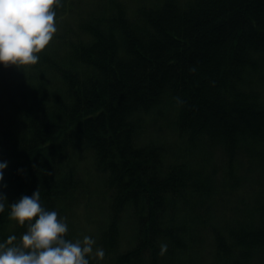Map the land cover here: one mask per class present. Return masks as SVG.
<instances>
[{"label": "trees", "instance_id": "16d2710c", "mask_svg": "<svg viewBox=\"0 0 264 264\" xmlns=\"http://www.w3.org/2000/svg\"><path fill=\"white\" fill-rule=\"evenodd\" d=\"M55 19L36 64L0 63L9 202L39 188L104 249L90 264H264V0H62ZM9 211L0 240L26 231Z\"/></svg>", "mask_w": 264, "mask_h": 264}, {"label": "clouds", "instance_id": "9594fccd", "mask_svg": "<svg viewBox=\"0 0 264 264\" xmlns=\"http://www.w3.org/2000/svg\"><path fill=\"white\" fill-rule=\"evenodd\" d=\"M62 0H0V63L19 67L36 64L57 33V8ZM9 162L0 160V213L10 207L9 217L25 226L18 238L15 234L0 240V264H90L92 256L102 258V247H94L91 235L82 239L67 237V218L41 203L39 188L9 202L2 190L4 172ZM160 245V255L167 252Z\"/></svg>", "mask_w": 264, "mask_h": 264}, {"label": "rangeland", "instance_id": "374dc122", "mask_svg": "<svg viewBox=\"0 0 264 264\" xmlns=\"http://www.w3.org/2000/svg\"><path fill=\"white\" fill-rule=\"evenodd\" d=\"M93 228L91 227V226H87V231H90V230H92ZM93 231H95V230H93Z\"/></svg>", "mask_w": 264, "mask_h": 264}]
</instances>
